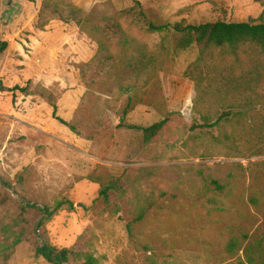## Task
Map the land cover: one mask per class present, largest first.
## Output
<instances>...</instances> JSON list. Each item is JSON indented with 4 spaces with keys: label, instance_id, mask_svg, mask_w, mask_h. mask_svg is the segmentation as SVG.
Here are the masks:
<instances>
[{
    "label": "rangeland",
    "instance_id": "374dc122",
    "mask_svg": "<svg viewBox=\"0 0 264 264\" xmlns=\"http://www.w3.org/2000/svg\"><path fill=\"white\" fill-rule=\"evenodd\" d=\"M63 1L95 22L137 1L153 21L169 25L256 19L264 2ZM41 5L0 0V40L8 44L0 55V180L11 184L0 181V227L10 230L0 240H21L0 264H47L36 255L45 243L89 251L99 264H238L249 246L264 250V156L241 157L215 143L216 129H190L201 123L193 111L194 83L184 71L197 48L172 56L147 81L145 73L123 67L113 47L114 69L83 82L80 70L95 55V39L57 20L40 29ZM120 23L159 53L162 36ZM165 117L160 135L144 145L139 129ZM108 179L118 189L105 204L97 181ZM59 198L73 209L38 230L39 210ZM140 210L144 217L136 222ZM232 239L238 247L230 254Z\"/></svg>",
    "mask_w": 264,
    "mask_h": 264
},
{
    "label": "trees",
    "instance_id": "16d2710c",
    "mask_svg": "<svg viewBox=\"0 0 264 264\" xmlns=\"http://www.w3.org/2000/svg\"><path fill=\"white\" fill-rule=\"evenodd\" d=\"M262 8L258 18L243 22L169 25L157 24L137 1L133 7L120 11L116 16L102 17L95 22L69 2L42 0L37 25L43 29L53 20L73 23L95 39V55L80 70L83 82L88 80L90 73L97 77L114 69V55L111 53L113 47L121 52L120 64L123 67L130 69L135 76L145 73L149 81L156 70L161 69L172 56L194 45L198 54L195 61L185 69L184 76L194 83L193 111L198 114L201 124L194 122L190 129H216L217 135H211L215 143L228 147L241 157H258L264 156V2ZM122 19L143 34L162 36L159 53L151 54L147 46L133 39L122 28ZM166 39L172 40L170 45ZM7 48V42L0 40V55ZM136 87L133 84L129 89L135 91ZM207 102L209 110L203 111ZM53 109L55 112L56 108ZM56 119L67 125L63 120ZM243 119H247L248 124L242 125ZM168 121L169 117H165L146 128L130 129H139L144 145H149L160 135ZM0 181L4 186L11 187L10 183ZM97 183L98 199L108 204L110 194L118 189V181L108 179ZM212 184L218 187L215 181ZM72 209L73 203L67 198L57 199L51 206L39 210L41 220L37 229H43L59 212ZM143 217L144 210H140L135 221ZM127 227L130 228V225ZM9 232L7 226L0 227V233L8 235ZM6 241L0 242V259L4 262L21 240L16 236L10 244ZM237 247L238 242L232 239L228 241L226 250L232 254ZM256 249L257 252L252 250V246L246 248L245 261L238 264H264V250L259 244H256ZM36 255L47 264H99L89 251L75 247L57 249L49 243L36 247Z\"/></svg>",
    "mask_w": 264,
    "mask_h": 264
}]
</instances>
